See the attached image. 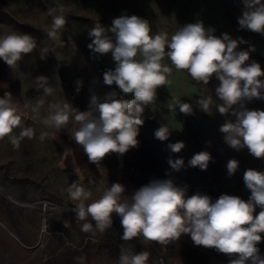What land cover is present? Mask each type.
Returning <instances> with one entry per match:
<instances>
[{
  "label": "rangeland",
  "instance_id": "1",
  "mask_svg": "<svg viewBox=\"0 0 264 264\" xmlns=\"http://www.w3.org/2000/svg\"><path fill=\"white\" fill-rule=\"evenodd\" d=\"M50 8L56 9V15L62 10L66 20L58 40L48 36L52 27ZM244 10L243 0H0V35L23 33L37 41V48L14 67L0 58V97L10 92L22 109V127L34 130V137H25L18 148L7 137L0 140V264H78V256L85 257L84 264H118L121 246L135 252L148 251L149 264L228 263L230 255L195 245L190 234H182L167 245L145 244L139 237L124 241L120 218L115 213L111 226L101 232L90 216L77 220L74 202L66 192L75 181L95 200L105 188L120 183L125 187V197L130 198L152 180L172 179L176 185L186 187L189 196L194 194L189 187L194 181L200 190L208 191L203 193L213 201L222 194L247 201L251 192L244 183V172L249 168L264 171V158L254 157L247 148H232L225 141L220 127L227 121L235 122L236 117L231 111L221 114L216 108L222 101L215 93L220 82L214 75L204 85L186 70H176L164 57L163 63L172 68L170 83L157 89L149 107L161 125L168 127L174 142L184 143L181 151L171 153L168 162L154 150L143 125L138 126L137 146L124 154L109 153L94 163L72 136L78 125L71 116L59 132L44 125L43 119L49 104L70 103L86 111L92 95L103 98L115 91L118 97L127 99L115 83L109 86L103 82L104 72L115 68L111 52L101 55L88 47L92 41L89 31L97 23L109 28L121 15L146 19L153 34L167 32L169 38L180 27L203 22L205 28L214 29V35L228 33L241 41L237 50L249 51L245 63L258 62L264 70V34L240 27L238 18ZM41 51L47 53L43 59ZM38 76L48 78L50 95H44ZM208 97L212 103L205 112L197 101ZM40 100L44 103L34 113L32 109ZM177 100L189 103L192 112H180ZM245 107L264 110V98L246 101ZM20 131L14 129L13 135L18 136ZM41 133H47L43 141L39 139ZM201 151L211 155L203 170L189 163ZM178 159L183 164L173 167ZM230 159L239 161L232 175L227 169ZM260 210L257 207L254 215ZM86 222L92 224L87 232L82 231ZM257 246L263 257L264 244Z\"/></svg>",
  "mask_w": 264,
  "mask_h": 264
},
{
  "label": "clouds",
  "instance_id": "2",
  "mask_svg": "<svg viewBox=\"0 0 264 264\" xmlns=\"http://www.w3.org/2000/svg\"><path fill=\"white\" fill-rule=\"evenodd\" d=\"M243 3L245 10L238 18L240 27L264 34V0H243ZM48 12L52 16L48 36L58 40V32L66 24L65 17L62 10L60 15L55 14V8ZM213 32L214 29L205 28L203 22H196L180 27L169 38L167 32L153 34L149 21L137 15L114 18L109 28L97 23L89 31L92 41L88 47L101 55L111 52L115 61V68L104 72L103 82L109 86L115 83L123 94H132V98L118 97L115 91L103 98L92 95L86 111H79L70 103L49 104L44 125L59 132L71 116L78 125L72 136L83 146L91 162L99 163L109 153L124 154L138 144V126L143 124L144 107L155 101L159 87L170 83L168 77L172 68L163 63L167 56L176 70H186L197 82L208 85L213 75L219 80L215 93L222 103L216 108L221 114L231 111L236 117L235 122L227 121L220 127L225 141L232 148H247L254 157L264 158V110L245 107L246 101L264 98V80L260 79L264 70L258 62L245 63L249 60V51L237 50L241 41L232 39L228 33L216 36ZM36 48L37 41L29 34L0 35V58L10 67ZM46 54L41 51V59ZM36 80L44 95H50L48 78L38 76ZM43 103V100L38 101L32 111L37 112ZM211 103V97L197 101L205 112L209 111ZM176 104L180 112H192L189 103L177 100ZM17 128H21L18 136L13 135ZM168 135L169 129L164 125L155 132L160 140H166ZM46 136L47 133H41L39 139L43 141ZM5 137L17 148L25 137H34L31 127H22V109L10 92L0 97V140ZM169 147L179 152L184 143L176 142ZM210 159L209 152L201 151L189 163L203 170L207 169ZM182 164L183 160L178 159L173 167ZM238 165V160L230 159L228 174H234ZM243 179L251 192L247 201L229 194H222L215 201L200 192L189 196L186 187L176 185L172 179L152 180L130 198L125 197V187L120 183L105 188L95 200H91L89 190L75 181L66 192L68 199L74 202L77 220L90 216L101 232L111 226L113 213L118 215L124 241L139 237L145 244L167 245L182 234H190L195 245L235 256L229 264H264L257 246L264 233V171L249 168ZM89 200L91 202L86 203ZM257 207L261 210L254 215ZM91 229V223L82 225V231ZM149 257L146 250L135 252L121 246L118 264H149ZM75 259L78 264H84V256Z\"/></svg>",
  "mask_w": 264,
  "mask_h": 264
},
{
  "label": "trees",
  "instance_id": "3",
  "mask_svg": "<svg viewBox=\"0 0 264 264\" xmlns=\"http://www.w3.org/2000/svg\"><path fill=\"white\" fill-rule=\"evenodd\" d=\"M127 99L132 98V94H125ZM142 119H143V127L148 134L149 138L152 140L154 144V150L158 152L159 154H162V156L165 158L164 160L166 162L169 161V156L173 152L171 148L169 147L171 144H174V140L170 135H168V138L166 140H160L155 136L156 130H158L162 125L159 122V120L156 118V116L153 114L152 110L150 109L149 105L144 107V112L142 114ZM175 153V152H174ZM187 173L190 174L189 170H187ZM189 187L193 189V193L195 194L196 192H200L204 194L203 192L208 193L206 190H200L197 187L196 182L191 181L189 183ZM262 240L259 244H264V233H261ZM214 249V248H213ZM219 252V251H217ZM264 257V256H263ZM235 257L229 256L228 263L224 264H229L230 260Z\"/></svg>",
  "mask_w": 264,
  "mask_h": 264
}]
</instances>
